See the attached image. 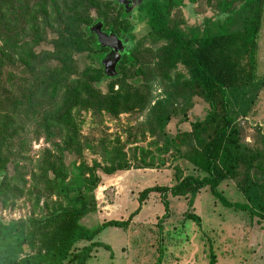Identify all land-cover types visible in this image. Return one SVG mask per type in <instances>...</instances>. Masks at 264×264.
<instances>
[{"label": "trees", "instance_id": "16d2710c", "mask_svg": "<svg viewBox=\"0 0 264 264\" xmlns=\"http://www.w3.org/2000/svg\"><path fill=\"white\" fill-rule=\"evenodd\" d=\"M186 1L197 2L141 0L127 12L117 0H0V203L25 194L33 199L29 217L0 219V264H89L99 247L111 250L97 236L110 226L127 230L152 193L162 196L163 219L170 215L169 195L190 196L193 205L209 189L224 206L264 223V133L258 131L250 143L244 126L264 90L258 74L264 0H219L212 8L225 18H206L195 27L181 12ZM135 13H143L149 27L139 40L130 19ZM99 21L105 32L134 42L117 76L106 74L103 56L109 49L90 30ZM146 56L152 59L142 61ZM104 80H110L106 91L100 87ZM155 84L163 94L156 99ZM180 98H202L207 107L189 130L171 137L166 127L181 108ZM88 111L95 117L144 114L145 129L154 143L161 142L160 153L186 161L194 172L183 176L179 169L173 186L143 189L128 219L88 227L82 220L98 210L100 172L159 166L143 148L129 155L119 139H83L79 117ZM31 134L45 137L52 149L43 153L26 191L19 167L28 160ZM86 150L100 160L88 163ZM224 181H234L245 201L229 200L220 190ZM188 218L202 222L194 211ZM162 259L160 250L156 264ZM216 262L212 253L210 263Z\"/></svg>", "mask_w": 264, "mask_h": 264}, {"label": "rangeland", "instance_id": "374dc122", "mask_svg": "<svg viewBox=\"0 0 264 264\" xmlns=\"http://www.w3.org/2000/svg\"><path fill=\"white\" fill-rule=\"evenodd\" d=\"M218 1L212 0V5L208 0L186 1L181 12L187 20V25L203 26L206 18H212L213 21L224 19L225 14H220L212 8ZM134 16L130 19L135 24V40H139L148 34L149 27L143 13H135ZM100 25V21L95 22L90 26V30L102 46L103 33L107 32ZM259 45L258 74L259 77H264V15ZM106 56L107 52L103 56V65ZM151 59L147 57L142 61ZM109 82L110 80H104L100 83L103 91H106ZM115 89H118V86ZM161 91L159 84H155V99L162 97ZM187 101L188 109L184 110ZM179 104L181 108L166 127V133L171 137L178 129L189 130V122L200 118L207 107L202 98H193L192 101L190 98H180ZM184 117L187 118L185 122L182 121ZM79 120L83 139H93L95 142L100 139L110 142L119 139L125 144V151L129 155H132L136 148L138 153L139 149L143 148L151 152L150 158H154L159 164L157 168H131L110 176L100 172L102 182L96 190L98 210L82 220L90 228L97 227L104 220L128 219L139 206L138 198L143 189L154 185L173 186L181 174L184 176L194 172L193 167L186 161L174 159L171 153H160L161 142L159 145L154 143L156 137L145 129V116L138 111L120 113L117 117L105 112L95 117L88 111L83 112ZM28 126L30 131L32 123H28ZM244 126L246 141L250 143H254L258 131L264 133V90L260 94L255 113L245 121ZM29 140L26 153L28 160L21 162L19 167L26 173V191L32 185V174L36 172V165L42 159L43 153L46 149H52V144L43 136L37 139L31 134ZM84 158L90 164L93 159L100 160L97 154L89 150H86ZM10 170H13V165ZM220 190L231 201H245L234 181H224ZM169 202L170 215L163 219L166 209L162 196L160 193H152L127 230L114 226L105 228L96 240L108 244L111 250L99 247L89 264H156L160 250H163V264H211L212 253L217 257L216 264H264V223L257 219L252 221L247 212L224 206L209 189H203L196 196L193 205L190 203V196L169 195ZM32 210L33 199L25 194L12 199L6 206L0 203V219L9 221L26 218L33 214ZM190 211L201 217V224L191 218L186 219V214Z\"/></svg>", "mask_w": 264, "mask_h": 264}, {"label": "water", "instance_id": "95a60500", "mask_svg": "<svg viewBox=\"0 0 264 264\" xmlns=\"http://www.w3.org/2000/svg\"><path fill=\"white\" fill-rule=\"evenodd\" d=\"M117 2L123 5L127 12H130L137 9V6L140 4L141 0H117ZM130 4L132 5L130 6ZM100 26L102 28L103 24L101 23ZM103 34L104 42L102 46L109 49L105 59V72L109 77L117 76V65L122 59L123 55L132 49L134 42L127 35L118 36L115 33Z\"/></svg>", "mask_w": 264, "mask_h": 264}, {"label": "flooded vegetation", "instance_id": "af4514ba", "mask_svg": "<svg viewBox=\"0 0 264 264\" xmlns=\"http://www.w3.org/2000/svg\"><path fill=\"white\" fill-rule=\"evenodd\" d=\"M132 4H130V6H131Z\"/></svg>", "mask_w": 264, "mask_h": 264}]
</instances>
